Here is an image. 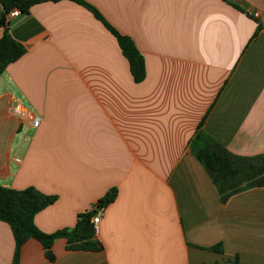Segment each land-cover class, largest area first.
<instances>
[{"label":"crops","instance_id":"0c3cea01","mask_svg":"<svg viewBox=\"0 0 264 264\" xmlns=\"http://www.w3.org/2000/svg\"><path fill=\"white\" fill-rule=\"evenodd\" d=\"M82 1L134 43L145 78L133 82L115 39L75 3L9 21L23 51L0 75V186L57 198L34 217L45 234L71 231L116 190L100 211L99 252L57 239L48 262L31 239L19 264H264V188L222 202L189 150L203 120L232 157L264 155V0ZM13 253L0 223V264Z\"/></svg>","mask_w":264,"mask_h":264},{"label":"trees","instance_id":"16d2710c","mask_svg":"<svg viewBox=\"0 0 264 264\" xmlns=\"http://www.w3.org/2000/svg\"><path fill=\"white\" fill-rule=\"evenodd\" d=\"M72 2L90 12L107 32L115 39L121 50L122 57L127 61L129 72L134 83L138 84L145 78L144 61L134 43L121 36L115 28L108 24L94 9L82 0H0V28L3 29L0 38V75L22 54L23 48L15 43L8 34L7 14L18 10L25 15L30 8L44 3ZM256 35V34H255ZM203 120L190 142L191 155L204 167L213 185L221 193L224 202L231 195L252 188H264V155L255 159H238L229 153L214 139L200 130ZM116 198L115 188L108 190L101 197L92 211L79 214L71 231L60 230L52 234L41 232L34 224L35 215L43 209L55 204L56 197H48L33 188L13 190L0 186V223L10 228L14 241L12 263L19 264L21 249L28 240H36L44 250V258L54 261L53 244L57 239H64L68 252H99V244L94 241V231L90 219L109 206ZM211 252L222 253V247L216 245ZM232 264H237V260Z\"/></svg>","mask_w":264,"mask_h":264},{"label":"built area","instance_id":"2783aa9c","mask_svg":"<svg viewBox=\"0 0 264 264\" xmlns=\"http://www.w3.org/2000/svg\"><path fill=\"white\" fill-rule=\"evenodd\" d=\"M20 15L18 10H13L10 13L7 14V20L11 21L15 18H17ZM251 17L253 19H258L259 18V14L253 13L251 14ZM11 109L12 111L19 117H22L23 119L27 120V122L33 127V128H37L40 122L39 117L34 116L32 114H30L28 112V110L26 109V107L20 103L17 100H12L11 101ZM17 163V162H16ZM99 219H100V211H98L91 219V225L93 227V231H94V236L96 234H98V225H99Z\"/></svg>","mask_w":264,"mask_h":264},{"label":"water","instance_id":"95a60500","mask_svg":"<svg viewBox=\"0 0 264 264\" xmlns=\"http://www.w3.org/2000/svg\"><path fill=\"white\" fill-rule=\"evenodd\" d=\"M21 128H22V124L19 126V132H20Z\"/></svg>","mask_w":264,"mask_h":264}]
</instances>
